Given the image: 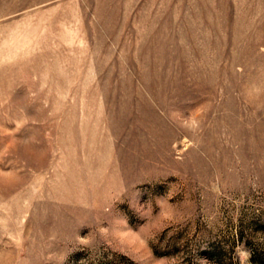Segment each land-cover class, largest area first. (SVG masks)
I'll return each mask as SVG.
<instances>
[{
  "label": "rangeland",
  "instance_id": "1",
  "mask_svg": "<svg viewBox=\"0 0 264 264\" xmlns=\"http://www.w3.org/2000/svg\"><path fill=\"white\" fill-rule=\"evenodd\" d=\"M0 264H264V0H0Z\"/></svg>",
  "mask_w": 264,
  "mask_h": 264
}]
</instances>
